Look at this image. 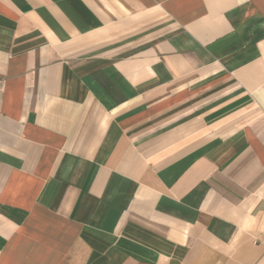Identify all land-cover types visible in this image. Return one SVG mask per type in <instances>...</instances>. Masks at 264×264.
<instances>
[{
  "label": "crops",
  "instance_id": "1",
  "mask_svg": "<svg viewBox=\"0 0 264 264\" xmlns=\"http://www.w3.org/2000/svg\"><path fill=\"white\" fill-rule=\"evenodd\" d=\"M264 0H0V264H264Z\"/></svg>",
  "mask_w": 264,
  "mask_h": 264
},
{
  "label": "built area",
  "instance_id": "2",
  "mask_svg": "<svg viewBox=\"0 0 264 264\" xmlns=\"http://www.w3.org/2000/svg\"><path fill=\"white\" fill-rule=\"evenodd\" d=\"M262 244H264V240L262 241Z\"/></svg>",
  "mask_w": 264,
  "mask_h": 264
}]
</instances>
